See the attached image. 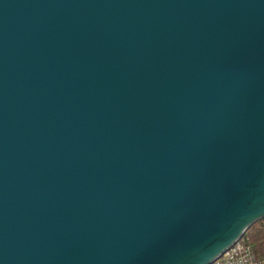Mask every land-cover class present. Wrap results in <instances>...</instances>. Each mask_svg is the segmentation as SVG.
Wrapping results in <instances>:
<instances>
[{"label":"water","instance_id":"95a60500","mask_svg":"<svg viewBox=\"0 0 264 264\" xmlns=\"http://www.w3.org/2000/svg\"><path fill=\"white\" fill-rule=\"evenodd\" d=\"M264 218V0H0V264H211Z\"/></svg>","mask_w":264,"mask_h":264},{"label":"built area","instance_id":"2783aa9c","mask_svg":"<svg viewBox=\"0 0 264 264\" xmlns=\"http://www.w3.org/2000/svg\"><path fill=\"white\" fill-rule=\"evenodd\" d=\"M211 264H264V255H258L243 237Z\"/></svg>","mask_w":264,"mask_h":264},{"label":"trees","instance_id":"16d2710c","mask_svg":"<svg viewBox=\"0 0 264 264\" xmlns=\"http://www.w3.org/2000/svg\"><path fill=\"white\" fill-rule=\"evenodd\" d=\"M258 255H264V218L255 222L244 234Z\"/></svg>","mask_w":264,"mask_h":264}]
</instances>
